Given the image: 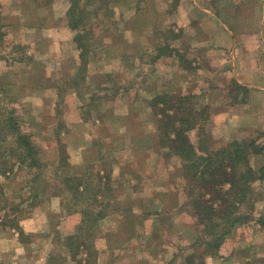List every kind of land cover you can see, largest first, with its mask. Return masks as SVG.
<instances>
[{
	"label": "rangeland",
	"instance_id": "obj_1",
	"mask_svg": "<svg viewBox=\"0 0 264 264\" xmlns=\"http://www.w3.org/2000/svg\"><path fill=\"white\" fill-rule=\"evenodd\" d=\"M172 1L76 0L87 48L79 69L74 41L7 28L3 17L7 22L17 12L11 5L16 0H0V57L6 59L0 65V112L31 136L43 164L21 166L15 137L0 140V264H187L204 227L190 205L179 206L181 164L158 148L149 103L161 93L191 95V105L198 103L204 113L197 124L202 136L196 129L189 137L194 144L205 137L214 148L239 136L233 111L238 117L241 102L255 96L198 59L190 31L173 21ZM67 12L61 26L72 30ZM244 140L264 146L261 133ZM75 161L88 162L78 175L83 192L70 191L64 181L74 177L69 169ZM260 171L254 182L259 191L245 207L249 212L251 206L253 219L228 235L225 253L205 256V264H264V206L255 204L264 202ZM84 209L103 215L92 214L96 222L86 223L85 232ZM83 236L89 250L79 246Z\"/></svg>",
	"mask_w": 264,
	"mask_h": 264
},
{
	"label": "trees",
	"instance_id": "obj_2",
	"mask_svg": "<svg viewBox=\"0 0 264 264\" xmlns=\"http://www.w3.org/2000/svg\"><path fill=\"white\" fill-rule=\"evenodd\" d=\"M69 2L67 15H71V29L75 31L73 38L81 59L79 69H82L83 66L85 68L84 54L87 49L84 42L80 41L84 12H80L76 0ZM76 15L78 19H72ZM160 53L157 58L162 56L163 51L161 50ZM190 99L191 95L187 94L161 93L152 99L149 106L156 120L158 148L160 151L163 149L164 154L176 157L180 162V170L185 181L184 205H190L195 210L197 221L204 227V233L193 242L192 251L186 256L185 261L187 264H205V256L218 254L225 238L237 226L253 219L251 206L249 212L245 211V207L252 205V184L261 180V171L257 173L252 167L250 156L261 153L263 146L258 145L254 140L241 139L233 140L223 147L211 148L205 137H199L194 144L189 133L197 129V136H202L200 130L203 129L197 124L200 123V118H203L201 116L203 111H198V103L195 104L196 106L191 105ZM5 134L15 137L20 149L21 166L27 163L28 166L42 169L43 164L39 160L40 147L33 143L30 135L19 132L14 117L0 112V140L4 139ZM2 173L3 176L8 171L4 170ZM73 176H66L67 178L64 179L68 183L69 190L83 192L86 188L85 182L79 178L80 176L75 174ZM1 201L0 196V210L4 207ZM86 209L82 210L84 219L81 220L84 232L86 223L88 225L96 222L92 219V214L97 213L96 218L103 216L98 211L94 213L93 209L89 211ZM69 238L77 239L74 236ZM81 238L83 242L79 246L89 250L90 247L84 245L86 238L84 236ZM199 246L204 247L202 253L198 252ZM197 259L199 263L196 262Z\"/></svg>",
	"mask_w": 264,
	"mask_h": 264
},
{
	"label": "crops",
	"instance_id": "obj_3",
	"mask_svg": "<svg viewBox=\"0 0 264 264\" xmlns=\"http://www.w3.org/2000/svg\"><path fill=\"white\" fill-rule=\"evenodd\" d=\"M12 1L14 0H7L9 3ZM40 1L16 0V3L11 5H15L13 9L17 12H12L8 16L7 22L4 21L6 19L4 16L2 24L13 30L23 28L25 31L33 33V36L34 34L36 36L37 34L51 36L49 41L52 40V42L58 36L73 43L74 32L61 26V18L70 6L69 0ZM167 1L170 6L174 3L171 0ZM175 1L176 10L173 13L175 14L173 21L179 28L190 31V37L193 39L190 43L197 49L198 59L201 58V61L208 63L215 73L226 71L230 80H233L246 93L249 92V95L255 96L251 103H249V98L241 102L238 117H236L237 112L233 111L234 116L231 122L239 125L237 128L239 136H233L231 139H245L250 136V133L255 132L264 135V0ZM58 6L63 8L60 9ZM246 8L249 10L247 11ZM251 8L254 9L252 14L250 13ZM45 42L43 40L42 45ZM76 50L78 55L75 57L78 60L79 50L77 48ZM40 58V55L34 56V59ZM5 60L4 57H0V65L1 61L5 63ZM75 66L79 68L80 63L77 62ZM214 75L217 76V74ZM178 94L186 95L181 90ZM250 163L257 173L261 168L264 169V146L261 153L250 156ZM87 166V161H75L69 171L79 172L78 174L73 173L79 175L86 171ZM252 188L257 194L258 186L254 183ZM260 191L262 192V189ZM175 192L179 195V206H184L183 191ZM255 204L258 208L264 206V202L258 199ZM144 205L146 207V202ZM262 215L264 218V210ZM239 228L241 227L237 226L232 233ZM229 243L228 236L225 238L219 254L225 253L229 247L226 245Z\"/></svg>",
	"mask_w": 264,
	"mask_h": 264
}]
</instances>
